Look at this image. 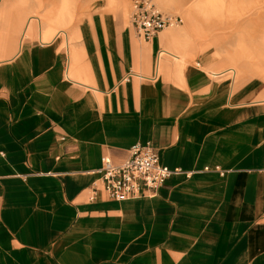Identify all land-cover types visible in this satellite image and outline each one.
I'll return each instance as SVG.
<instances>
[{
    "label": "crops",
    "instance_id": "1",
    "mask_svg": "<svg viewBox=\"0 0 264 264\" xmlns=\"http://www.w3.org/2000/svg\"><path fill=\"white\" fill-rule=\"evenodd\" d=\"M196 8L150 41L99 15L68 54L0 13V264H264V27L256 60L208 50ZM147 142L181 172L110 199L102 159Z\"/></svg>",
    "mask_w": 264,
    "mask_h": 264
},
{
    "label": "rangeland",
    "instance_id": "2",
    "mask_svg": "<svg viewBox=\"0 0 264 264\" xmlns=\"http://www.w3.org/2000/svg\"><path fill=\"white\" fill-rule=\"evenodd\" d=\"M1 1L2 0H0V3ZM8 1L16 3L13 16L16 22L20 21L18 35H20L30 15H38L41 18L42 31H46L47 24L44 21V16L55 18L58 13H60L62 7L64 5L67 6L68 9L62 13V15L64 14L62 20H64L65 26H57L54 38L49 41L58 40L60 44L59 49L65 54H68L67 45H74L76 41L80 44V40L82 39L80 27L82 25L89 23L90 25L94 24L96 27L98 26L99 21L97 18L100 17L99 15L106 16L108 18L107 23L110 21L109 18L113 17L114 22L121 24V26L126 27V24L131 25L130 15L132 9L129 0H118L115 10L114 6L107 4V0ZM204 2L205 0H171V4L164 2V0H159L158 6L161 10L182 18V23L180 25H175L165 30L181 29L187 22L185 12L194 9L196 4L201 5ZM194 12L198 13L194 15L197 23L201 26L200 33L202 36L196 40L190 39V41H188L189 44H194V42L195 44H199V42H201V45H206L207 49L211 50L214 42L221 50H244V52L249 54V59H251V61L259 58L255 56V51L259 49L260 34L264 27V0H219L218 4H206V9L205 5H203L200 8H196ZM33 24H35L38 29L37 21H34ZM76 29L79 30L80 34V37L77 38L72 31ZM132 29L134 30L133 27ZM28 38H34L39 43H46L41 41L38 36H29ZM28 38H26V40H28ZM181 44L180 46H182ZM196 59L199 60V57L196 56ZM196 59L193 60L191 64L196 65ZM201 68L211 77L213 75L209 71H222L207 69L203 66H201ZM231 74L232 73H229L227 75L230 76Z\"/></svg>",
    "mask_w": 264,
    "mask_h": 264
},
{
    "label": "built area",
    "instance_id": "3",
    "mask_svg": "<svg viewBox=\"0 0 264 264\" xmlns=\"http://www.w3.org/2000/svg\"><path fill=\"white\" fill-rule=\"evenodd\" d=\"M129 1L131 25L137 37L143 41H150L161 31L182 23L180 16L161 10L159 0ZM180 172V169L163 165L158 150L150 142L134 145L128 159L121 164L104 157L96 171L107 196L116 201L139 197L144 190L156 191L169 177Z\"/></svg>",
    "mask_w": 264,
    "mask_h": 264
},
{
    "label": "bare ground",
    "instance_id": "4",
    "mask_svg": "<svg viewBox=\"0 0 264 264\" xmlns=\"http://www.w3.org/2000/svg\"><path fill=\"white\" fill-rule=\"evenodd\" d=\"M206 1H210V0H206ZM164 2L171 3V0H164ZM107 4H109L111 6H114V10H115V8H116V6L118 4V0H107ZM15 7H16V3L12 2V1H8V0H4V1L2 0L1 3H0V13H2L4 15H8L9 14L11 20L14 21L15 17L13 16V12H14V8ZM200 7H201V5L198 8H200ZM66 9H68V7L64 5L62 7L60 13H58V15L55 18L44 16V21L47 24L46 31H42L41 18L38 15H30L27 18V21L25 22V24H24V26H23V28L21 30L22 34L25 35L26 37L31 36L33 34L34 35L38 34V37H39V39L41 41L48 42L49 40L54 38L55 30L57 29V26H61V25L65 26L64 20H62L63 19L62 17H64L63 16L64 14L62 15V13H64V11ZM185 17H186V20H187L186 25H188V23H193L194 24L193 19L189 15V10H187V12H185ZM34 21H37L38 29L36 28L35 24H33ZM62 31L65 32L64 30H62ZM72 31H73L74 35L76 36V38L80 37L78 29L72 30ZM190 32H191V34H195L196 33V27L195 26L191 27L190 28ZM67 37H68V35H67ZM67 44H68V39H67Z\"/></svg>",
    "mask_w": 264,
    "mask_h": 264
}]
</instances>
